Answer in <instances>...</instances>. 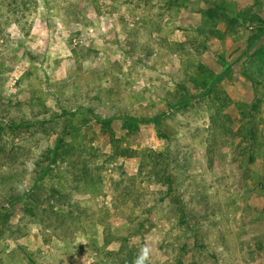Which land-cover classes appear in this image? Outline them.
Returning <instances> with one entry per match:
<instances>
[{
    "label": "rangeland",
    "instance_id": "obj_1",
    "mask_svg": "<svg viewBox=\"0 0 264 264\" xmlns=\"http://www.w3.org/2000/svg\"><path fill=\"white\" fill-rule=\"evenodd\" d=\"M144 248L264 264V0H0V264Z\"/></svg>",
    "mask_w": 264,
    "mask_h": 264
},
{
    "label": "trees",
    "instance_id": "obj_2",
    "mask_svg": "<svg viewBox=\"0 0 264 264\" xmlns=\"http://www.w3.org/2000/svg\"><path fill=\"white\" fill-rule=\"evenodd\" d=\"M208 89L212 88V86H207ZM101 119V120H100ZM100 123H102V127L105 130H109L110 133L112 132L114 134V128L116 129L118 122L122 121V124L130 128V130L134 131H139L141 129V125L143 123H148L151 121V119H143V118H137L134 116L130 115H125V116H115L112 118H98ZM66 133V134H65ZM67 132H62L56 139V145L53 148H50V150L46 154V159L56 162L58 159L66 160L68 159L70 162H72L71 157L72 156H78L82 152H79V149L74 147V145L70 143H66L64 141V136L67 135ZM46 170H43L41 174V179H44L49 173L48 167H45Z\"/></svg>",
    "mask_w": 264,
    "mask_h": 264
},
{
    "label": "clouds",
    "instance_id": "obj_3",
    "mask_svg": "<svg viewBox=\"0 0 264 264\" xmlns=\"http://www.w3.org/2000/svg\"><path fill=\"white\" fill-rule=\"evenodd\" d=\"M149 258V249L144 248L141 251V255L137 258L135 264H145Z\"/></svg>",
    "mask_w": 264,
    "mask_h": 264
}]
</instances>
